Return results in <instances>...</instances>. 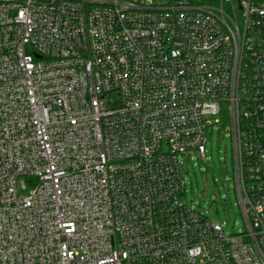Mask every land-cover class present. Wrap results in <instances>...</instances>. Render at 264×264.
I'll list each match as a JSON object with an SVG mask.
<instances>
[{
	"label": "built area",
	"instance_id": "2783aa9c",
	"mask_svg": "<svg viewBox=\"0 0 264 264\" xmlns=\"http://www.w3.org/2000/svg\"><path fill=\"white\" fill-rule=\"evenodd\" d=\"M214 124L238 233L184 201ZM0 264H264V0H0Z\"/></svg>",
	"mask_w": 264,
	"mask_h": 264
},
{
	"label": "rangeland",
	"instance_id": "374dc122",
	"mask_svg": "<svg viewBox=\"0 0 264 264\" xmlns=\"http://www.w3.org/2000/svg\"><path fill=\"white\" fill-rule=\"evenodd\" d=\"M179 162L186 180L187 207L223 224L227 234L242 231L245 225L235 189L233 143L224 125L209 127L205 158L195 153L179 155Z\"/></svg>",
	"mask_w": 264,
	"mask_h": 264
},
{
	"label": "trees",
	"instance_id": "16d2710c",
	"mask_svg": "<svg viewBox=\"0 0 264 264\" xmlns=\"http://www.w3.org/2000/svg\"><path fill=\"white\" fill-rule=\"evenodd\" d=\"M226 119V118H225Z\"/></svg>",
	"mask_w": 264,
	"mask_h": 264
}]
</instances>
